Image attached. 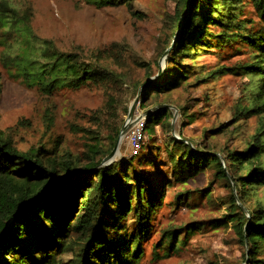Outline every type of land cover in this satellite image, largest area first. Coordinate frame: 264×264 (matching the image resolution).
<instances>
[{"label": "trees", "instance_id": "1", "mask_svg": "<svg viewBox=\"0 0 264 264\" xmlns=\"http://www.w3.org/2000/svg\"><path fill=\"white\" fill-rule=\"evenodd\" d=\"M88 1L102 8L129 5L133 0ZM247 6L255 12L257 22L240 18ZM176 9L183 24L175 30L164 74L146 85L139 97L140 107L147 111L168 104L161 99L197 75L192 63L202 53L208 49L217 53L240 42L247 46L249 56L237 69L254 78L255 97L237 106L229 120L208 132L210 138L228 134L229 139L231 125L239 131L245 120L255 117L254 132L239 146L229 148L226 144L217 152L203 151L190 140L170 136V145H165V155L160 156L155 128L171 132L168 104L146 117L136 155L101 166L120 133L121 120L118 122L115 112L113 119L101 116L100 109L93 112L95 130L71 124L70 129L91 135V142L80 154L62 146V138L56 139L50 150L44 144L19 150L0 131V264H138L143 256L142 242L150 234V223L166 188L186 184L207 169L214 181L229 190L224 198L225 213L209 220L213 223L210 227L230 224L245 248L244 261L264 264V199H253L264 189V0H178ZM216 27L218 31H214ZM0 29V62L25 87L43 96L107 88L120 79V74L100 60V53L86 57L78 50L59 49L52 41L35 36L27 20L2 3ZM214 75L215 71L197 81ZM146 82L133 85L132 98ZM178 109L189 124L195 120L185 112V106ZM103 124L109 130L106 145L99 138L98 127ZM146 138H151L150 146L144 145ZM69 175L67 181L46 191ZM187 196L193 197L189 191L176 192L167 206L178 208ZM206 196L210 197V192ZM203 223L160 230L158 245L163 256L184 247L188 234L201 230Z\"/></svg>", "mask_w": 264, "mask_h": 264}, {"label": "rangeland", "instance_id": "2", "mask_svg": "<svg viewBox=\"0 0 264 264\" xmlns=\"http://www.w3.org/2000/svg\"><path fill=\"white\" fill-rule=\"evenodd\" d=\"M177 2L133 0L129 5L97 8L88 0H0L27 20L35 36L52 41L64 51H81L86 57L100 53V60L120 74V79L107 88L63 90L47 97L25 87L0 62V131L10 137L19 150L26 151L39 144L50 150L56 144L54 141L62 138V146L80 154L91 142V135L78 132L75 127L70 129L71 124L97 129L91 114L100 109L101 116L107 119H113L114 112L117 113L122 127L138 92L132 98L133 85L164 74L175 30L179 23L183 24L182 17H178ZM240 18L258 20L250 6L244 8ZM2 50L0 45V52ZM213 52L214 49H208L202 53L196 63H192L197 75L161 99L168 102L172 112L169 117L171 132L161 126L155 128L154 139L161 148L160 156L165 155L164 147L170 145V136L190 140L203 151L217 152L226 144L229 148L239 146L254 132L257 119L252 117L244 121L239 131L231 125L229 131L233 134L229 139L228 134L210 138L208 130L229 120L237 106L246 105L255 97L254 78L241 75L237 69L248 59L247 46L236 42ZM221 68L225 69L220 71ZM213 71V77L197 81ZM180 106H185V112L195 116L192 123L183 117L178 109ZM143 112L138 101L134 120ZM98 130L101 143L106 145L107 125L103 124ZM146 139L144 145L150 146L151 138ZM119 151L115 161L134 156L130 155L125 135L120 139ZM222 162L225 166V161ZM185 191L193 197L188 199L187 196L178 208L167 206L174 193ZM233 191L237 196L235 189ZM209 192L210 197L206 196ZM228 192L224 184L213 180L209 169L186 184L167 187L161 207L150 223V234L142 242L143 256L138 264H248L243 256L245 248L233 227L228 224L214 229L210 227L213 223H208L225 213L224 198ZM253 199L263 200L264 189ZM190 222H204V227L188 234L187 243L180 250L163 256L158 245L160 230ZM183 238L181 235L180 239Z\"/></svg>", "mask_w": 264, "mask_h": 264}, {"label": "water", "instance_id": "3", "mask_svg": "<svg viewBox=\"0 0 264 264\" xmlns=\"http://www.w3.org/2000/svg\"><path fill=\"white\" fill-rule=\"evenodd\" d=\"M181 27V23H179V26H178V31ZM160 75L161 74H158L157 76L155 77H151L147 80V82L141 86L139 89H138V92L129 108V112H128V115H127V119L125 121V123L122 125L121 129H120V133H119V138L117 140V142L115 143V146L114 148L112 149V151L109 153V155H107L103 160H102V163L101 165L102 166H107V165H110L111 163H113L115 161V155L117 153V150L119 149V143H120V139L126 134V131L128 129V127H130L132 125V123L134 122V111H135V107L139 101V97H140V94L142 93V91L145 89L146 85L154 82L155 80H158L160 78ZM164 107H167V105H160V106H157V107H154L152 109H149L145 112L142 113V115L144 117H147L149 116L152 112L160 109V108H164ZM170 108V106H168ZM172 132L174 133V130H173V126H172ZM71 175H69L68 177H66L65 179L59 181L57 184H55L53 187L49 188L48 190L46 191H49V190H52L54 188H56L59 184L67 181L69 179ZM233 189H235L233 187Z\"/></svg>", "mask_w": 264, "mask_h": 264}, {"label": "built area", "instance_id": "4", "mask_svg": "<svg viewBox=\"0 0 264 264\" xmlns=\"http://www.w3.org/2000/svg\"><path fill=\"white\" fill-rule=\"evenodd\" d=\"M146 117L142 113L138 114L126 131L125 137L129 146L130 155H136L141 147L142 142V130L145 125Z\"/></svg>", "mask_w": 264, "mask_h": 264}, {"label": "bare ground", "instance_id": "5", "mask_svg": "<svg viewBox=\"0 0 264 264\" xmlns=\"http://www.w3.org/2000/svg\"><path fill=\"white\" fill-rule=\"evenodd\" d=\"M119 154H120V151H119V149L117 150V153H116V155H115V158H118L119 157Z\"/></svg>", "mask_w": 264, "mask_h": 264}]
</instances>
